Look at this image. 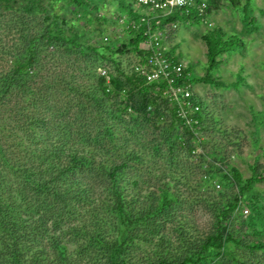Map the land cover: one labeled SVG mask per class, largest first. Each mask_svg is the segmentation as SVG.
I'll return each instance as SVG.
<instances>
[{"label": "trees", "instance_id": "trees-1", "mask_svg": "<svg viewBox=\"0 0 264 264\" xmlns=\"http://www.w3.org/2000/svg\"><path fill=\"white\" fill-rule=\"evenodd\" d=\"M111 1L118 18L127 20L128 40L116 47L105 42V35L91 41L89 35L103 34L105 28L88 29L77 16L83 7L102 10L104 0H0V25L6 17L1 9H9L19 36L11 39L10 66L0 68V264H81L83 244L69 252L63 240L67 233L74 241L86 235L91 249L106 257L105 264H231L235 249L229 251L231 259L223 257L231 242L255 255L264 251L262 215L247 220L255 239H242L226 224L243 203V192L264 180V170L254 165L249 178L236 166L228 171L213 166L214 174L211 166L209 174L203 173L197 147L211 141L204 100L193 94L191 100L201 105L199 121L187 125L160 84L117 58L133 54L148 64L152 51L145 43L154 45V33L166 36L168 45L183 23L205 22L218 0H195L196 5L175 7L167 15L138 0ZM18 3L23 10L13 9ZM248 5L243 12L250 25L254 18L247 14ZM39 14L43 21H30ZM99 15L96 21L108 18ZM223 35L219 29L205 32L206 74L189 83L220 86L219 57L235 51V37ZM66 46L81 71L59 79L51 69L58 90L39 93L33 82L49 73L43 60L57 63L59 47ZM6 48L0 40V57ZM163 56L181 61L169 47ZM59 83L68 95L61 101ZM72 96L83 107L74 110ZM217 154L226 158L224 152ZM220 182L227 188L217 189ZM201 204L211 213L212 228L190 217Z\"/></svg>", "mask_w": 264, "mask_h": 264}, {"label": "rangeland", "instance_id": "rangeland-1", "mask_svg": "<svg viewBox=\"0 0 264 264\" xmlns=\"http://www.w3.org/2000/svg\"><path fill=\"white\" fill-rule=\"evenodd\" d=\"M250 2L248 5L249 0H218L219 6L213 8L205 22L200 24L183 23L179 26L176 35H172L171 39L169 36V50L174 49V55L177 59L187 62L191 79L206 74L207 45L203 39L206 31L219 29L224 34L225 39L235 37L233 39L235 40L233 44L235 51L224 53L219 57L221 64L215 75L220 81V86L204 81H195L193 85L195 92L204 100L205 123L209 124L210 127L209 130H206V134L211 138V141L201 142L196 152L197 159L203 163L205 171L203 173L205 174L208 173L211 166L223 168L225 171L236 166L242 172L243 178L251 177L254 165H258L260 171L264 170V0H250ZM99 5L103 7L100 11H96L92 7H83L77 15L82 18L80 22H85L84 26L88 29L105 28L103 34L89 35V39L94 41L107 36L109 39L105 42L115 47L125 39L128 40L124 30L126 18L121 21L119 16L113 12L116 3L112 4L111 0H104V2H99ZM133 5L139 7L138 4L133 3ZM246 5H248L247 14L250 18H254L252 21L250 19V25L244 21L245 12L243 9ZM13 9L23 10L24 8L18 3ZM1 12L5 13L6 17L0 25V40L8 48L3 51L0 57V68H7L11 64L9 51L12 45L11 39L17 38L18 34L9 21L11 16H7L9 9H1ZM99 14H106L107 20L96 21L95 16L100 17ZM29 18L30 21H43L40 14L37 19L33 15ZM65 27L68 28V26ZM31 30L30 24L29 31ZM69 30L70 33L73 32L71 28ZM56 54L61 55L57 63L52 61L50 57L43 60L44 69L45 71L49 70V73L44 72L43 77H37V81L33 82L34 85L39 86V93L47 90L57 92L58 85L54 83L55 75L50 74L51 69L59 72V79L70 78L71 74L81 71H78V63H75L74 60L76 54L68 46L59 47ZM117 58L125 68L140 64L139 58L133 54H118ZM79 63L83 66L85 60ZM41 79L45 80L42 82ZM64 90L65 85L59 83V101L62 100L61 97H68ZM53 98L58 102L55 96ZM69 102L74 110H77V105L83 107V104L74 96ZM88 105L90 110L88 114L90 115L92 114V107L90 103ZM219 152H224L226 158L217 159L221 156L217 154ZM139 172L143 173L142 171ZM213 172H215V168L211 169V174ZM219 185L220 187L217 185L215 187L217 189L227 188L221 182ZM234 190L237 191V188ZM243 200L234 217L229 218L226 224H229L234 230H239L237 232L242 236V239L250 237L255 239L256 236L251 232L253 227L247 224V220L250 216L259 214L264 219V180L254 182L250 189L245 190ZM204 207L205 205L201 204L200 208L198 210L196 208L192 213L193 216L190 217L206 226V229L207 226L212 228L211 213L204 210ZM83 215L84 213H80L81 217ZM109 229L112 236H116L113 229L110 227ZM172 238L173 240L177 239L175 236ZM262 239H264V234ZM63 240L69 252H74L79 248L80 243L83 244L81 254L84 258L81 264L106 263L105 256L103 257L91 249L86 235L74 241L73 236L67 233ZM250 241L248 240V242ZM232 249L237 251L238 258L236 257V261L231 260L233 262L231 264H264L263 250H258L255 255L250 253L247 248H238L234 242L227 244L223 249V257L226 260L231 259L229 251ZM141 250V256H145L147 252Z\"/></svg>", "mask_w": 264, "mask_h": 264}, {"label": "built area", "instance_id": "built-area-1", "mask_svg": "<svg viewBox=\"0 0 264 264\" xmlns=\"http://www.w3.org/2000/svg\"><path fill=\"white\" fill-rule=\"evenodd\" d=\"M141 3L152 6V10H160L167 15L172 12L175 7L196 5L195 0H138ZM201 13L206 9V4L198 5ZM148 21L149 19L146 18ZM155 40L154 45L151 40L145 43V47L151 49L152 55L150 56V62L147 64H138L139 69L146 75L148 81H155L162 86V92L164 96L168 97L171 102L177 107L179 116H181L187 125L192 126L199 120L196 114L201 110V105L196 104L191 100L193 94H197L193 85L188 82L191 79L190 76H186L185 68L188 64L184 61H169L167 57H164L165 51L168 49L164 41L162 33H154ZM163 40V41H162ZM106 71L104 70L103 73ZM182 78L183 84H178L177 79ZM160 82H167L162 85ZM220 187L219 183L216 184Z\"/></svg>", "mask_w": 264, "mask_h": 264}, {"label": "clouds", "instance_id": "clouds-1", "mask_svg": "<svg viewBox=\"0 0 264 264\" xmlns=\"http://www.w3.org/2000/svg\"><path fill=\"white\" fill-rule=\"evenodd\" d=\"M206 4V3H205ZM207 5V4H206ZM207 18H209V16H207Z\"/></svg>", "mask_w": 264, "mask_h": 264}]
</instances>
